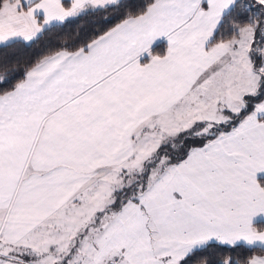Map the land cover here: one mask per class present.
<instances>
[{
	"label": "snow or ice",
	"instance_id": "obj_1",
	"mask_svg": "<svg viewBox=\"0 0 264 264\" xmlns=\"http://www.w3.org/2000/svg\"><path fill=\"white\" fill-rule=\"evenodd\" d=\"M0 264H264V0H0Z\"/></svg>",
	"mask_w": 264,
	"mask_h": 264
}]
</instances>
